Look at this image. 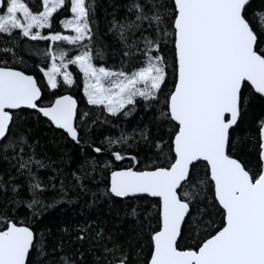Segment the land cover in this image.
<instances>
[{
	"label": "snow or ice",
	"instance_id": "snow-or-ice-1",
	"mask_svg": "<svg viewBox=\"0 0 264 264\" xmlns=\"http://www.w3.org/2000/svg\"><path fill=\"white\" fill-rule=\"evenodd\" d=\"M112 7L103 37L119 60L109 65L96 0H0V264H264V117L255 133L238 132L253 102L264 106V0ZM65 13L70 18L60 19ZM54 21L74 34L55 30ZM22 52L40 63L29 68ZM70 66L103 120L80 111L73 95L57 94L76 83ZM141 103L152 110L147 124L91 139L109 115L127 118ZM29 110L78 146L75 171L41 175L53 162L37 151ZM70 157L63 153L60 163ZM49 191L59 200L47 203ZM70 192L90 194L96 209L106 201L108 211L58 236L46 229V237L35 220L71 203ZM115 198L135 219L128 233Z\"/></svg>",
	"mask_w": 264,
	"mask_h": 264
},
{
	"label": "trees",
	"instance_id": "trees-1",
	"mask_svg": "<svg viewBox=\"0 0 264 264\" xmlns=\"http://www.w3.org/2000/svg\"><path fill=\"white\" fill-rule=\"evenodd\" d=\"M39 3V0H36ZM97 2V19L100 24L101 29V37L104 40V43L101 47L108 45L106 51L108 53L106 59L107 64H114L118 63L119 57L113 56V48L112 40L110 38L103 37V33L107 30L106 29V21L111 19V13L113 11V5L115 4H122L124 0H96ZM256 3H259V0H256ZM121 15L123 14L121 10ZM70 13H65L60 19L69 18ZM53 27L57 31H64L62 26L59 25L58 22L54 21ZM45 33L47 30H44ZM29 44L34 45L40 49H48L52 50L53 48H62L68 50L70 53L74 52V46L68 44L67 42H58L56 45H52L51 42H44V41H30L27 38H24ZM4 45L0 44V47ZM24 56V59L27 61L28 67L31 68L32 65L40 63V57L35 56L34 54H29L27 52L21 53ZM50 65V61H48ZM43 66V65H41ZM107 66V65H106ZM70 71L73 72V75L76 77V83L73 86H65L60 90L57 94H70L73 95L78 101V108L80 111H88L92 112L94 115H100V119L103 120L106 114L99 113L95 106L87 104L86 96L83 92V79L82 74L79 73L77 66H70ZM26 115H31V119L28 122L29 127L33 129L35 134V139L40 141V146L37 149L38 152L45 154L47 157L51 158L53 162L51 167L46 169H41V175L46 179L48 176L53 175L54 171L63 169L65 173H70L75 171L76 166L78 163L81 162L82 157L79 154V148L72 142L63 130L55 129L53 126L49 128L48 125L45 123L46 118L40 116L38 119L33 110H29ZM152 115V110L143 109V105L141 103L138 110L132 115L127 118L121 117L119 119L112 118L110 115L108 119L111 121L109 124H102L99 127H95L93 129V135L91 136L92 140L99 141L103 139L104 136H118L121 130L125 131L126 133H130L131 130L139 125L142 127L144 124L149 122V117ZM264 117V106L257 100L253 102V106L248 113L246 118V124L242 126L241 129H238L242 135L244 134L245 130H250L251 132L255 133L256 131V122L258 119ZM155 131V129H153ZM96 146H99L97 143ZM248 148L254 149V146L249 144L247 145ZM86 151L91 152L90 149H86ZM63 153H70L71 154V163H60V158ZM94 154V153H93ZM97 155L98 158H110V157H101L100 154ZM39 158V157H38ZM65 161L69 160L68 156L63 157ZM117 166H127L131 162L126 160L123 162L114 161ZM99 176L96 177V181H99ZM96 182H92L89 184V187L92 191H96ZM57 186H59V181H57ZM100 187L103 188L104 184H100ZM53 198L59 200V194L57 192L49 191L45 193V200L47 203H52ZM69 198L72 200L69 203L67 200L62 201L55 205V207L48 209L40 218L35 220L36 228L40 232H45L46 229H50L53 236L61 235L60 229L64 227H69L77 222H83L84 218L88 215L95 217L96 212L99 210L101 212L108 211V204L106 201L100 202L99 209L89 207L92 204L91 195H84L81 194L79 198H77L76 192H70ZM138 203H143V201H138ZM124 200L121 198H115V205L117 209L120 210V214L123 217V230L128 233V230L131 226L135 224V219L131 216H124ZM132 204L129 202L128 208L130 210ZM116 209L113 210V216L115 215ZM21 212H24V209H21ZM30 215V213H29ZM116 223H120V219L117 218L115 220ZM119 231V229H118ZM47 237V233L45 232ZM121 240L124 239L123 236L120 237Z\"/></svg>",
	"mask_w": 264,
	"mask_h": 264
},
{
	"label": "rangeland",
	"instance_id": "rangeland-1",
	"mask_svg": "<svg viewBox=\"0 0 264 264\" xmlns=\"http://www.w3.org/2000/svg\"><path fill=\"white\" fill-rule=\"evenodd\" d=\"M65 34H74V33H72L71 30H66Z\"/></svg>",
	"mask_w": 264,
	"mask_h": 264
},
{
	"label": "water",
	"instance_id": "water-1",
	"mask_svg": "<svg viewBox=\"0 0 264 264\" xmlns=\"http://www.w3.org/2000/svg\"><path fill=\"white\" fill-rule=\"evenodd\" d=\"M75 98V97H74ZM76 99V98H75ZM77 100V99H76ZM78 102V101H77ZM122 199V198H121Z\"/></svg>",
	"mask_w": 264,
	"mask_h": 264
}]
</instances>
